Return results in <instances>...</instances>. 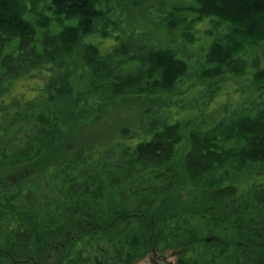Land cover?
<instances>
[{
    "label": "trees",
    "instance_id": "trees-1",
    "mask_svg": "<svg viewBox=\"0 0 264 264\" xmlns=\"http://www.w3.org/2000/svg\"><path fill=\"white\" fill-rule=\"evenodd\" d=\"M263 43L264 0H0V264H264Z\"/></svg>",
    "mask_w": 264,
    "mask_h": 264
},
{
    "label": "rangeland",
    "instance_id": "rangeland-1",
    "mask_svg": "<svg viewBox=\"0 0 264 264\" xmlns=\"http://www.w3.org/2000/svg\"><path fill=\"white\" fill-rule=\"evenodd\" d=\"M149 5V4H148ZM108 43L106 41H104L103 45H102V50H106L108 49ZM261 53L260 54H264V43L261 46ZM199 53L198 50H191L189 51L186 60L187 63L189 64L190 68L192 66V63L194 61V59L197 58V54ZM264 59V58H263ZM261 66L264 67V64H262ZM192 69V68H191ZM191 69L188 70L187 73V77L184 80L183 86L179 87L180 91L178 92V94L174 97L173 101H180L182 100L181 104L182 107L185 108L184 111L186 110L187 112L183 115V118L185 119V122H189L190 120H192L194 118V113L193 112H197L200 113V106L196 107L197 105V101L200 103H202V99L200 98H205L206 95L209 93L210 90H215V87L213 86L210 87L209 91L206 93L205 91V82H200L198 84H200V86H198L199 89V95H202L199 97H196L194 95H192V91L195 90V86L192 85V81H190V79L192 78V73H191ZM252 80V78L247 75L245 76V78H235L234 80L231 79V77H227L225 78V80L220 81L217 80L218 88L219 87H223L221 89L218 90V92H216L214 94V96L211 98V100L208 102V104L210 105V110L209 112H212L213 116H211L210 120L206 122L207 126L210 124L212 125L214 122H218L220 120L219 116V108H222L225 104L226 106L228 105L227 103H229V105L234 106L237 103H241V101H243L244 96L248 93V90L250 88H252L253 84H250V81ZM41 80L40 78H22L19 79L17 81H15L13 83V85L10 88V93L11 94H19L24 90H27L29 87L31 86H35V83H40ZM205 86V87H204ZM216 86V85H215ZM197 88V87H196ZM179 105V102H178ZM178 106H172V112L176 113V112H184L180 109L177 108ZM234 108V107H233ZM189 110V111H188ZM230 111H227V114L225 115V120H229L231 115H230ZM176 115V114H173ZM118 116H120V114L117 113H110L106 115V118L104 120H102L101 122V130H99V135L100 138L102 139H107V138H112V135L115 132L114 127L117 126V122L116 120L118 119ZM134 121V125L135 124V120ZM121 126V125H120ZM136 127V126H135ZM98 132V130H97ZM93 133V131L91 132ZM109 135V136H108ZM96 137H93V140L95 142L96 141ZM98 140V139H97ZM176 263V255L175 253H171V252H166L162 255H158V256H154L153 258L151 257V255H148L147 257H145L143 260L137 262L136 264H175Z\"/></svg>",
    "mask_w": 264,
    "mask_h": 264
}]
</instances>
